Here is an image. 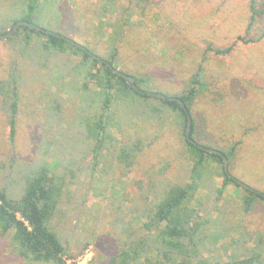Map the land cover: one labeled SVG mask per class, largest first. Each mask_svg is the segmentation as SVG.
<instances>
[{
	"label": "rangeland",
	"instance_id": "rangeland-1",
	"mask_svg": "<svg viewBox=\"0 0 264 264\" xmlns=\"http://www.w3.org/2000/svg\"><path fill=\"white\" fill-rule=\"evenodd\" d=\"M104 1V6H110L107 11H103ZM58 6L60 28L67 36L88 44L99 55L107 56L116 45L118 68L135 74L150 73L153 89L170 93L186 87L208 43L226 46L237 35H244L249 15V0H58ZM125 6L130 7V14L124 12ZM95 10L99 15H94ZM142 10L147 16L146 31L138 25ZM124 17L136 22L121 26L119 19ZM55 20L42 23V27L53 28ZM5 40H0V78L7 75L15 61L21 71V102L13 143L9 142V129L0 110V168L13 185L19 168L25 164L52 160L49 165L53 168V159H57L70 166L75 177L70 191L63 195L65 214L55 216L54 223L70 248L77 241L90 239L86 247L91 246L92 258L99 250L100 264H108L126 238L124 226L133 231V237L146 231L141 230L145 219L132 223L131 207L139 187L149 181L159 184L160 179L165 184L187 180L190 158L183 151L181 128L172 116L161 126L138 120L136 126V117L125 118V107L113 103L111 110L121 128H114L113 132L120 144L142 136L149 145H144L138 161L135 158L128 168L118 160V141L115 147L105 146L90 175L91 162L95 160L92 161L91 145L78 135L79 95L62 87L63 80L56 76V59L52 58L47 67L37 61L31 63ZM203 65L208 89L193 103L196 140L214 148L238 141L230 172L264 193V37L256 42L236 41L230 52L222 56L208 52ZM56 100L61 110L54 117L49 106L54 102L55 107ZM131 107L136 109V101ZM88 109L92 116L96 104ZM54 170L64 171L61 165ZM66 175L69 177L67 171ZM215 181L220 185L222 177L216 176ZM205 190L198 191L193 205L203 202L209 208ZM240 190L241 187L227 184L219 201L224 207L222 223L215 226L213 233L230 222H240L251 232L264 229V203L242 213L238 207ZM223 235L204 254L211 257L213 264L227 263L224 246L237 236L235 230ZM7 243V236L0 234V264H27L9 250Z\"/></svg>",
	"mask_w": 264,
	"mask_h": 264
},
{
	"label": "trees",
	"instance_id": "trees-1",
	"mask_svg": "<svg viewBox=\"0 0 264 264\" xmlns=\"http://www.w3.org/2000/svg\"><path fill=\"white\" fill-rule=\"evenodd\" d=\"M105 2L103 11L110 8L104 6ZM123 9L124 12L131 13L129 6ZM94 15H99L96 10ZM145 17L147 18L146 12L142 10L138 18V25H141L142 30L145 27ZM52 18L56 20L50 30L65 34L60 28L62 17L58 0H0V34L5 33L8 27L18 20H27L42 26V23L48 24ZM119 20L121 26L129 23L133 26L136 22H130L129 17ZM263 37L264 0H249V15L244 35H237L234 42L226 46L208 43L186 87L174 93L153 89V76L150 73L135 74L118 68V48L114 44L107 56L97 54L95 49L86 43L82 44L88 51L103 59L101 61L87 50L63 38L24 25L19 26L5 40L11 43L14 50L30 59L31 63L37 61L47 67L52 58L56 59V76L63 80L62 87L79 95L81 103L77 106V113L78 125L81 128L78 135L91 145L92 161L95 160L91 162L90 175L98 163L102 148L107 145L109 148L115 147L118 141L113 130L121 128L114 111L111 110L113 103L118 102L125 107V118L132 115L136 117V126L137 120L161 126L172 116L181 128L183 151L187 152L190 158L187 180L165 184L160 179L159 184L149 181L146 186L139 187V194L131 207L134 209L132 223L135 219H145L141 230L146 231L133 237V231L130 232L124 226L126 238L120 245L119 252L108 264H213L211 257L204 254L210 251V245L215 246L229 230H235L237 236L231 237L224 246L228 256L226 264H264V229L251 232L240 222H230L223 225L221 231L213 233L215 226L222 223L224 207L219 201L223 198L228 183L241 187L237 193L240 199L238 207L242 213L252 211L261 204L260 202L264 203L263 192L257 193L241 186L230 172L238 141L216 148L227 159L228 169L225 171L221 155L209 152L187 139L184 133L186 113L178 101L162 100L138 93L107 65L109 63L131 76L135 84L143 90H155L168 96L179 97L191 116L190 137L202 146L214 148L197 141L195 137L193 103L198 95L208 89L203 60L208 52L219 56L229 53L236 41L256 42ZM20 84L21 71L17 63L12 61L7 75L0 78V110L9 129L10 143L15 140L18 130ZM135 101L136 109H133L131 104ZM53 103L49 108L53 109V116L57 117L61 110L60 102L56 100L55 107ZM94 104L96 109L91 116L88 108ZM118 144V160L128 168L135 162V158L136 162L138 161L144 145H149V142H146L144 137L137 136L136 139L121 144L118 141ZM53 161V168L51 163L49 165L46 161L25 164L19 168V177L13 181V185L9 184L5 172L0 168V234L7 236L9 250L27 264H67V258H74L82 253L91 241H77L73 243V248H70L56 228L54 217L65 214L62 208L63 195L70 191L69 186L74 181L75 171L57 159ZM59 165L64 169L63 172L54 170ZM216 176L222 177L220 185L215 181ZM201 188L206 189V201H210L209 208H206L203 202L192 204ZM101 257L102 253L97 250L87 264H100Z\"/></svg>",
	"mask_w": 264,
	"mask_h": 264
},
{
	"label": "water",
	"instance_id": "water-1",
	"mask_svg": "<svg viewBox=\"0 0 264 264\" xmlns=\"http://www.w3.org/2000/svg\"><path fill=\"white\" fill-rule=\"evenodd\" d=\"M21 25H24V26H27L29 28H32V29H35V30H39V31H42L46 34H50V35H54V36H57V37H60V38H63L64 40H66L67 42L75 45V46H78L84 50H87L82 44L76 42L75 40H73L72 38H70L69 36L63 34V33H60V32H57V31H53V30H50V29H47V28H44L42 27L41 25H38V24H35L33 22H30V21H27V20H18L16 21L14 24H12L10 27H8V29L6 30L5 33L3 34H0V40H4V39H7L8 37H10L17 29L19 26ZM88 51V50H87ZM90 54H92L93 57L97 58L98 60H103L101 59L98 55L94 54V53H91L90 51H88ZM107 65L110 66V69L122 76L126 82L135 90L137 91L138 93L140 94H147L151 97H157V98H160L162 100H176L180 103V105L182 106V108L184 109L185 113H186V125H185V129H184V133H185V136L187 137V139L192 142V143H195L197 144L199 147L201 148H204L206 149L207 151L209 152H212V153H216V154H219L221 155L222 157V160H223V168L225 171H227L228 169V165H227V159L226 157L222 154L221 151L217 150L216 148H208L206 146H202L201 144H198L195 142V140H193L191 137H190V127H191V116L188 112V109L186 108L185 106V103L179 98V97H176V96H168L166 94H163L161 92H158V91H155V90H151V91H146V90H143L141 88H139L134 80L131 78V76H129L128 74H125L123 73L121 70H119L118 68H115L113 67L112 65H110L109 63H107ZM227 175L230 176V173L227 172ZM236 182L239 183L241 186L243 187H247L249 188L250 190H253L257 193H260L259 190H256L248 185H246L245 183L241 182L240 180L236 179Z\"/></svg>",
	"mask_w": 264,
	"mask_h": 264
},
{
	"label": "built area",
	"instance_id": "built-area-1",
	"mask_svg": "<svg viewBox=\"0 0 264 264\" xmlns=\"http://www.w3.org/2000/svg\"><path fill=\"white\" fill-rule=\"evenodd\" d=\"M93 256L91 246L86 247L82 254L74 257V258H67V264H87Z\"/></svg>",
	"mask_w": 264,
	"mask_h": 264
}]
</instances>
